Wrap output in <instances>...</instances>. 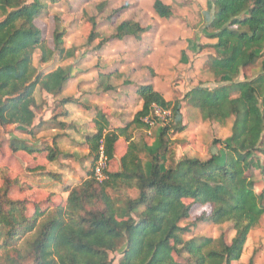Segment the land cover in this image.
Masks as SVG:
<instances>
[{
	"label": "trees",
	"instance_id": "trees-1",
	"mask_svg": "<svg viewBox=\"0 0 264 264\" xmlns=\"http://www.w3.org/2000/svg\"><path fill=\"white\" fill-rule=\"evenodd\" d=\"M56 1L0 0V130L15 125L33 134L36 91L55 97L70 77L69 68L59 66L44 72L33 65L36 52L40 65L75 54L74 47L64 44L63 29L53 31L50 46L37 24ZM209 3L214 13L207 25L208 37L216 41L204 46L214 51L211 63L216 76L234 79L243 68L260 60L258 73L213 89L197 85L175 100H166L151 83L135 85L141 108L120 127L110 126L106 114L94 107L95 130L86 133L82 143L90 168L79 183L62 187L67 192L63 204L50 198L44 200L46 206L30 203L32 186L0 166V264H237L249 233L259 228L264 216V192L257 190L249 174L253 154L264 156V0ZM152 8L160 18L172 17L171 6L161 0H154ZM89 21L86 44L96 42L93 49L98 59L108 42L138 39L152 29L125 19L113 33L102 35L95 19ZM113 76L121 74L99 72L98 88L115 90L110 83ZM127 83L130 81L123 80ZM67 103L88 109L72 97L59 99L57 105L62 108ZM181 103L197 109L202 120L220 125L231 120L228 140L213 138L217 151L205 159H174L173 146L179 140L172 135L185 129L173 126ZM154 107L169 115L157 119ZM157 123L161 124L156 130L157 144L148 152L146 166L141 157L146 141H135L132 132H148ZM122 140L125 146L119 150ZM9 148L48 161L61 152L55 137L45 147L11 138ZM100 153L106 161L101 180L94 173ZM111 161L116 162L112 170L107 168ZM34 168L50 174L43 165ZM192 205L208 209L192 223L183 224L190 218ZM198 222L229 223L234 234L229 240L224 232L214 238L192 235L186 239ZM33 232V239L22 250L20 241ZM114 253H119L116 263Z\"/></svg>",
	"mask_w": 264,
	"mask_h": 264
},
{
	"label": "rangeland",
	"instance_id": "rangeland-1",
	"mask_svg": "<svg viewBox=\"0 0 264 264\" xmlns=\"http://www.w3.org/2000/svg\"><path fill=\"white\" fill-rule=\"evenodd\" d=\"M129 1L131 0H57L54 4L52 3L47 13L42 15L37 22L42 29L44 38L52 46L53 31L63 29L65 31V46L67 48L74 47L76 51L72 58L67 60L54 58L44 65L38 63V52H36L33 57L34 67L37 70L40 69V71L47 72L61 66L69 68L73 75H78L79 73L89 74L95 70H97L98 74L101 69L107 68L108 72L118 71L119 69V64L113 62L102 65L104 61H121L122 63L128 61L136 67L143 61L145 65L138 69L139 72L135 79L139 83L143 82L142 79L144 80V78L150 79L158 89L164 91L166 96L172 100L181 99L189 89L197 85L213 89L230 82L250 79L258 73L260 60L254 65L243 68L234 79L225 81L220 80L216 76L211 63V58L215 56L213 49L199 44L201 32L208 40L210 39L208 37L210 31L207 29V25L213 17L214 8L209 3V0H200L199 3L201 5L194 0H170L176 16L180 17L186 23V26L198 29V33L187 41V50L186 48H181L183 43L177 41L174 42V49L173 45L169 43L167 49H152L151 41L154 36L148 35L145 41L150 44L144 47L143 52H147V56L143 60L133 47L134 42L130 38H126L121 42L111 41L110 44L102 48L98 59V53L93 49L96 42L90 45L86 44V37L91 29L89 18L95 19L96 29L100 34L109 35L114 31V27L118 19L122 18V15L127 19L130 18V15L136 14L133 11L135 8H129ZM136 3H138L137 0ZM139 3L147 8L150 5V0H139ZM119 9L121 10L117 11ZM156 16L158 15L150 5L145 12H142L141 20L144 25H151L153 29L155 21H157ZM175 23L167 24L162 21L163 25L160 28H162L161 31L165 32L164 35L169 34L171 25L176 26ZM164 35H162L161 40L166 39L167 36ZM184 47H186V44ZM77 87L78 85L73 82L70 86V92L75 94ZM98 90L101 91L100 88ZM231 95L236 96V93L232 91ZM35 96L38 107L35 109L33 134H27V129L15 125L0 130V166L8 168L11 177H20L32 186L33 198L30 203L39 205V202H43V205L46 206L47 203H44V200L50 198L53 203L63 204L65 203L67 192L62 191V187L64 185L74 186L79 183L90 168V158L84 152L83 145L76 146L74 150L69 146L63 145V149L68 151L67 155H59L53 161H48L45 159L46 157L41 158L29 155L25 151L15 153L9 148V140L11 138L22 139L40 147H45V144H48L53 137L57 138V142L60 139V135L56 134L57 130L55 132L52 131L53 128H60L58 117L62 110L57 105L59 99L53 96L48 97L39 90L36 91ZM40 105L45 107L48 105V108L41 110L44 106L40 107ZM50 107H53L51 111H49ZM183 108L185 109L184 112H182ZM126 111L127 115L130 116L131 112L129 111L132 110ZM197 111V109L181 103L173 126H185V129L172 135V138L179 140L173 146L174 159L183 156L205 159L210 153L217 151V147L212 145L213 138H219L224 142L229 138L231 120H228L224 125H220L214 121L202 120ZM48 115L49 117L45 120L44 117ZM159 127H161V124L157 123L148 132L143 130H134L132 132L135 141H146L144 150L141 153L146 166L148 165V152L153 150L157 144L156 130ZM124 146L125 144L122 140L119 144V150ZM62 153L65 154L66 152ZM253 163L249 174L256 181L257 190L264 192V156L259 152H255L253 154ZM38 165H43L50 174H42L38 169L34 168ZM115 165L116 162L111 161L108 163L107 168L112 170ZM52 173H56V176H53ZM185 202L190 203L189 200ZM207 209L208 206L192 205L190 218L184 220L183 224L192 223L198 215ZM222 232L226 233L228 240L234 234L229 223L214 225L198 222L192 227L191 232L185 235V238L187 239L192 235L214 238L218 237ZM34 235L35 233L33 232L20 241L19 245L22 250H26L28 242L33 239ZM111 256L115 259L114 263H116L119 253L111 254ZM249 259H252L251 264H264V216L259 228L249 233L243 254L237 264H248Z\"/></svg>",
	"mask_w": 264,
	"mask_h": 264
},
{
	"label": "crops",
	"instance_id": "crops-1",
	"mask_svg": "<svg viewBox=\"0 0 264 264\" xmlns=\"http://www.w3.org/2000/svg\"><path fill=\"white\" fill-rule=\"evenodd\" d=\"M153 1L154 0H150L151 6H152ZM161 1L164 2L165 4L172 6V3L170 2V0H161ZM172 1H176V0H172ZM194 1L198 3L200 2V0H194ZM137 2L138 3H136V0L129 1L130 3L129 8L130 9L135 8V10L133 9V11L136 14L130 15V18H127V19H132L134 21L139 22L141 25L146 26L142 22L141 16H142V12L143 11L145 12V10L148 7H150V5L147 8H145L143 5L139 3V0H137ZM171 10H172V17L169 19L160 18L159 16H156L157 21H155L154 27L151 30L152 32L151 31L146 32L142 34L140 38L138 39H135L132 37H125L122 39L124 40L126 38H130L133 40L134 42L133 47L136 49V52L140 54V57L142 60L145 59L144 58L145 56H147V52H143L144 47L147 44H150L148 43V41L147 42L145 41V38H147L148 35L154 36V38L151 41V44L153 45L152 49H155V48L157 49L159 48L162 50L167 49L168 43L172 44L173 49H174L175 48L174 42L177 41L179 43H183L181 48H186L187 50V46H188L187 41L191 40L195 36V34L198 33V29H194L192 28V26H186L185 25L186 23L182 21L180 17L176 16L175 11L172 7H171ZM125 19L126 18H124L122 15V18L118 19V22L116 23V25ZM162 21L166 22L167 24H170L171 22L173 23L178 22V23H175L176 26L171 25L169 34L164 35L165 32L161 31L162 28H160L163 25ZM115 27H114V30H115ZM162 35L167 36L166 39L161 40ZM199 38H200L199 44H202V45L214 44L216 41L215 39H212V38L208 40L205 37V35H203L202 32L199 35ZM122 40H112V41L121 42ZM110 43L111 41L108 42L107 44H110ZM185 44H186V47H184ZM179 48H180V45H179ZM146 58L148 59V57ZM111 62L119 64L118 73L121 74V77L113 76L110 78V83L116 87L115 90H110L106 92L102 90L101 91L98 90L97 88L98 87V84H97L98 74H97V70H95L94 72L92 71L89 74L88 73H79L78 75L70 74V77L66 81L62 92L59 95L55 96V98H58V99L67 98V97L78 99L79 97H81L78 99V101L81 104L85 105V107H88L87 109L75 103H67L61 108L62 111H65V114L59 115L58 122H61L62 124H65V125L63 127L60 124L59 129L58 128L52 129L53 132L57 130L56 134L58 133L60 135V139H58V145L59 147H61L60 156L61 155L65 156L67 155V152H68L67 150L65 151L63 149V145L69 146L72 150H74L76 146L80 144L82 145L83 136L86 133L94 132L95 128L92 124L93 123L92 119L95 117L94 107H98V109L102 110V112L106 114L107 120L109 121L110 126L112 127H120L125 122L130 121L133 115L141 108V105H142V101L137 95L135 85H140L143 83H151L153 84L156 90L164 94V97L166 98V100H172L166 96V93L164 91H162L161 89H158L156 85L154 84V82L151 81L150 79L144 78V80L142 79L143 82L141 83H139L135 79L137 73L139 72L138 69L139 68L141 69V67L145 65V63L143 64V61L140 62L137 67L132 65V63H129L128 61H125L124 63H122L121 61H104L102 65L109 64ZM99 72L105 73V72H108V70L107 68L101 69ZM123 80H129L130 83L123 84ZM73 82L78 85V87L75 90V94L70 92V86L72 85ZM43 94L47 95L48 97L52 96L45 92H43ZM46 108H48V105H46V107L44 106L41 110H45ZM52 109L53 107H50L49 111H51ZM129 109L132 110V111H129L131 112L130 116L127 115L128 113L126 111ZM182 110H183L182 112H184L185 109L183 108ZM197 112L200 115L199 111ZM48 117L49 115L44 117L45 120ZM62 152H66V153L64 154ZM84 152H86L87 154V150L85 148H84Z\"/></svg>",
	"mask_w": 264,
	"mask_h": 264
},
{
	"label": "built area",
	"instance_id": "built-area-1",
	"mask_svg": "<svg viewBox=\"0 0 264 264\" xmlns=\"http://www.w3.org/2000/svg\"><path fill=\"white\" fill-rule=\"evenodd\" d=\"M153 115L157 119L161 120V119H165V117L169 115V112L168 111H162V110L158 109L157 107H154ZM151 124L153 125L154 123L151 122ZM104 168H106V161H105V158L103 157V154L100 153V156H99V158L95 164V168H94V173H95V176L97 177V179H99V180L103 179L102 170Z\"/></svg>",
	"mask_w": 264,
	"mask_h": 264
}]
</instances>
